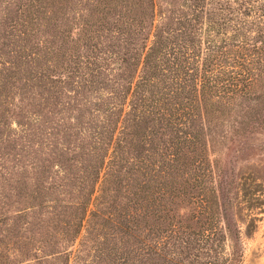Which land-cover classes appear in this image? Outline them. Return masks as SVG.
I'll return each mask as SVG.
<instances>
[{
  "label": "trees",
  "instance_id": "1",
  "mask_svg": "<svg viewBox=\"0 0 264 264\" xmlns=\"http://www.w3.org/2000/svg\"><path fill=\"white\" fill-rule=\"evenodd\" d=\"M262 136L264 0H0V264H241Z\"/></svg>",
  "mask_w": 264,
  "mask_h": 264
},
{
  "label": "rangeland",
  "instance_id": "2",
  "mask_svg": "<svg viewBox=\"0 0 264 264\" xmlns=\"http://www.w3.org/2000/svg\"><path fill=\"white\" fill-rule=\"evenodd\" d=\"M264 137V136H262ZM259 143V141H258ZM257 154L232 162L236 172H244V176H255L256 169L264 174V149L256 150ZM232 156V155H231ZM264 197V183L261 186ZM259 216L253 230L247 232L242 225L241 236L244 244V254L241 264H264V202L261 207L254 209ZM244 210H241V213Z\"/></svg>",
  "mask_w": 264,
  "mask_h": 264
}]
</instances>
